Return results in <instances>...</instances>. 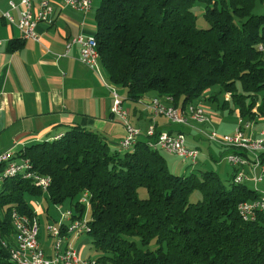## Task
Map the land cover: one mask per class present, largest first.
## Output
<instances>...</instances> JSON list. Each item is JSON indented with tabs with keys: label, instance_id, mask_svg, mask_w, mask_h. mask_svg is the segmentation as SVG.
<instances>
[{
	"label": "trees",
	"instance_id": "16d2710c",
	"mask_svg": "<svg viewBox=\"0 0 264 264\" xmlns=\"http://www.w3.org/2000/svg\"><path fill=\"white\" fill-rule=\"evenodd\" d=\"M257 2L100 0L94 34L100 64L130 101L152 94L171 104L172 96L184 111L218 88L209 99L229 93L223 107L232 104L242 118L254 119L264 91V13ZM200 4L207 29L197 24ZM21 47L11 41L9 52ZM257 112L264 114V101ZM149 142L112 150L99 133L78 125L16 159L51 178V204L69 202L73 219L89 211L87 235L104 264H264V211L251 221L238 213L240 203L260 197L257 191L237 184L236 175L228 184L215 171L175 175ZM85 192L88 206L80 202ZM194 192L202 196L197 203L190 202ZM44 194L24 176L0 184V264H16L12 209L34 217L29 197Z\"/></svg>",
	"mask_w": 264,
	"mask_h": 264
},
{
	"label": "crops",
	"instance_id": "0c3cea01",
	"mask_svg": "<svg viewBox=\"0 0 264 264\" xmlns=\"http://www.w3.org/2000/svg\"><path fill=\"white\" fill-rule=\"evenodd\" d=\"M10 1L12 0H0V16L2 12L11 11L18 22L20 8L11 10ZM32 1L36 11L39 0ZM51 1L54 6L52 21L50 24L38 25L37 32L41 36L39 43L23 40L17 26L1 20L0 151L13 146L18 154L32 144L51 141L64 135L71 127L78 125L99 133L112 150L120 151L119 143L125 135V126L111 113L113 98L107 73L101 65L97 72L84 65L79 59L80 47L77 44L69 51L66 49L72 38L95 34V14L100 0L93 1V8L88 14L63 7L62 0ZM256 11L263 14L264 0H258ZM15 40L22 41V47L9 52V44ZM217 90L218 88L208 91L205 97L196 103L210 114V122L206 125L198 124L192 119H189L187 125H175L165 116L153 117L145 105L156 97L152 94L133 102L127 99L125 93L123 107L129 114L130 122L141 130L139 140H148L146 131L152 124L155 125L157 133L183 131L189 136L191 147L198 149L199 157H203V153L207 151L202 153L201 144L203 141L207 142V133L211 130L221 135H229L233 134L239 125H243L244 133L251 137H258L260 131L264 130V114L257 112L259 104L252 110L256 114L254 119L242 118L232 104L223 107L224 101H231V95L228 93L219 95L216 99H209ZM180 110L183 111L181 108ZM214 145L217 146L216 149L208 148L211 156L214 155V160L223 155L222 160L226 161L225 156L234 150ZM188 165L184 166L183 172ZM177 169V165H174V170ZM217 169L220 175L230 176L231 179L235 176L234 167L231 173L223 169L221 171L219 167ZM245 172L250 177L245 181V185L256 190L259 195L264 193V178L256 186L250 168H245ZM42 197H45L49 205L47 193ZM32 204L37 217L39 209L42 211V206L37 201ZM45 212L52 218L49 206ZM74 239L71 241L73 246ZM77 250L84 259H92L84 256L83 245Z\"/></svg>",
	"mask_w": 264,
	"mask_h": 264
},
{
	"label": "built area",
	"instance_id": "2783aa9c",
	"mask_svg": "<svg viewBox=\"0 0 264 264\" xmlns=\"http://www.w3.org/2000/svg\"><path fill=\"white\" fill-rule=\"evenodd\" d=\"M94 0H62V5L74 11L88 14L93 8ZM10 8H20V19L15 21L11 11L2 12L1 20H5L9 25H15L19 28L23 40H32L35 42L41 41V36L37 32V27L40 23H51L54 6L51 0H39L38 7L35 11L32 0H12L9 2ZM2 41L0 40V44ZM77 44L80 47V61L97 72V61L92 56L88 48V36L79 35L72 38L66 45L67 51ZM263 46L264 45L260 44ZM112 98L113 105L111 113L118 117L125 126V135L119 143L120 150L130 149L134 139H139L141 130L135 127L129 120V114L124 109L123 103L125 98L122 97L114 85H108ZM229 94V93H228ZM230 95V94H229ZM171 98V105H162L153 100L145 103L147 109L151 112L153 117L165 116L171 123L177 125H187L189 119L202 125L210 122V114L202 106L192 104L186 110L181 111L179 107L174 105V98ZM166 131L157 133L155 125L152 124L146 131L148 140L153 141L156 148L162 151L169 152L179 157L184 161H194V166L198 163L199 154H195V148L187 145V137L184 132H176L177 140H167ZM207 138L213 144L221 147H229V139H238L240 141V150H232L226 157L227 161L235 168L236 183L238 181H248L249 176L245 172V168L249 167L253 172L252 180L257 186L264 178V161L262 154L264 153V130L260 131L258 137L247 136L244 133L243 125H239L235 132L231 135H221L215 130L207 133ZM54 138L53 140H55ZM14 147L7 150L0 151V160L3 155L12 152ZM21 161H30L23 158L22 160H10L8 169L14 170L20 167ZM5 170V171H6ZM3 172V171H2ZM1 172V173H2ZM26 174L30 175V181L45 193L47 192L51 178L49 176L41 175L35 170L28 171ZM80 202L89 205V194L85 192L80 199ZM244 210H238L242 220L251 221L257 216L256 207L264 206V197L257 198L252 201H243ZM59 207V206H58ZM60 212V208L58 209ZM16 225L21 227V238H14V256H11L16 264H80L84 259L80 256L78 250L73 246L72 240L81 235L87 234L90 229L89 221L86 218L73 219V210H66L61 212V221L57 226L49 225V236L54 238L52 245V254L48 255L42 248L39 235V227L30 225V220L27 215L19 211H13ZM92 264H104L100 261H94Z\"/></svg>",
	"mask_w": 264,
	"mask_h": 264
},
{
	"label": "rangeland",
	"instance_id": "374dc122",
	"mask_svg": "<svg viewBox=\"0 0 264 264\" xmlns=\"http://www.w3.org/2000/svg\"><path fill=\"white\" fill-rule=\"evenodd\" d=\"M258 6L260 7V2L258 3ZM194 12L197 16V24L199 28L202 29H207L209 28L208 23L205 21L204 19V8L202 5H197L194 8ZM260 13V12H257ZM264 13V11L262 12ZM104 72V71H103ZM106 74V73H105ZM118 93L123 97V95H125L126 91L125 89L121 88V87H116ZM264 101V91L261 92L259 94V105H261ZM231 135V134H229ZM187 145H189L191 147L190 144V139L189 136L187 135ZM209 144H208V143ZM206 141L202 142V153L203 151H207L203 153V157L202 155L198 158V163L196 166H194V164H192L190 161H186V162H182V160L177 157L176 155H172L170 153H167L165 151H161V154L164 155L167 159L168 162V167H169V171L175 175H188L190 172H192V168H195V171H215L220 175V172H218L217 167H219V169H222L224 171H227V173H231V169L232 166L230 165V163L227 161L226 157L228 156V154L225 156V160H222V156L221 155V159L219 157H217L215 160L213 158V156H211L208 148L211 147L212 149H216L217 146H215L211 141H209L207 139ZM194 148V147H193ZM4 151V150H3ZM201 153V152H200ZM186 164H189L186 171H184V166ZM174 165H177L178 169L174 170ZM194 166V167H193ZM194 170V169H193ZM222 180L228 184L229 181L231 180L230 176H224V175H220ZM250 185V184H249ZM139 197L140 198H146L147 197V191L145 189H140L139 190ZM202 199V196L199 192H194L191 196H190V202L192 203H197L198 201H200ZM29 201H30V206L34 205L32 204V202L35 203V201H37L39 204H41L42 206V211L39 209L38 213H37V218H38V222H39V230H40V235H39V241L40 244L42 246V248L44 249V251L46 253H49L48 255H50L51 252V248L54 242V238L49 236L48 233V226L49 225H53V226H57L58 223L61 221V212H64L66 210H70L71 209V205L69 204V202L65 203L62 206H54L53 204H51L45 200V197H40V198H32L29 197ZM49 206V213L50 215H52V218H49L45 212V210L47 209V207ZM60 208L61 212L58 210ZM34 209V208H33ZM83 218H86L88 221L90 220V213L89 211H87L84 215ZM74 246L77 247V249H81L82 245H83V251H84V256L86 257H90V258H97L98 257V253L95 251V249L92 246L91 240L89 238V236L87 234L81 235L78 238L74 239ZM51 252V253H50ZM81 253V252H80ZM81 255V254H80Z\"/></svg>",
	"mask_w": 264,
	"mask_h": 264
},
{
	"label": "bare ground",
	"instance_id": "6f19581e",
	"mask_svg": "<svg viewBox=\"0 0 264 264\" xmlns=\"http://www.w3.org/2000/svg\"><path fill=\"white\" fill-rule=\"evenodd\" d=\"M88 48L90 53L92 54L93 57L96 58L97 61V70L100 67V60H99V53L97 51V40L95 38V36H89L88 37ZM260 51L264 52L263 46H259ZM169 100H171V98H168ZM155 102H158L159 104L162 105H171L170 103H165L163 102V100L161 99H152ZM63 135L58 136L56 139H60L62 138ZM167 140H177V133H167ZM137 139H134L133 144L130 146V149L132 147H134L135 143H136ZM149 145L152 148H155L156 150H160L159 148H156L153 144V141L150 140ZM229 147L234 149V150H240V141H238V139H229ZM122 150H129V149H122ZM195 154H199L198 149L195 148ZM17 156V152L13 149L12 152L7 153V155H3L2 156V160H0V167L3 168V172L0 173V184L2 183V181H4L6 178H12V177H16V176H24L28 179H30V175L26 174L28 171H33L32 169V165L30 163V161H21L20 162V167H17V169L14 170H6L8 169V165L10 160H18L16 159ZM192 164H194V161H190ZM6 170V171H5ZM235 182H236V177H235ZM245 183V181H238L237 184H243ZM264 197V193H262L260 195L259 198H263ZM239 210H244V202L239 204ZM264 211V206L261 207H256V211ZM13 211H18L17 209H12L11 211V217H12V221L13 224L16 228V237L15 238H21V227L19 225H16V222L14 220V214ZM27 218L30 220V225H32L33 227H39V222L36 216L34 217H29L27 215ZM12 256H14V251L12 252ZM94 261H98L96 258L94 259ZM80 264H92V259H82V261H80Z\"/></svg>",
	"mask_w": 264,
	"mask_h": 264
}]
</instances>
